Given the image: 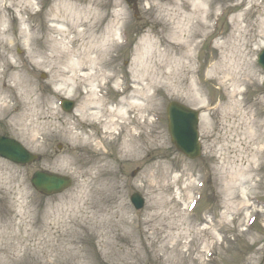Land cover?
Listing matches in <instances>:
<instances>
[{
  "label": "rangeland",
  "instance_id": "374dc122",
  "mask_svg": "<svg viewBox=\"0 0 264 264\" xmlns=\"http://www.w3.org/2000/svg\"><path fill=\"white\" fill-rule=\"evenodd\" d=\"M58 1L32 0L27 5L25 0H0V87L5 83L8 88L3 94L7 98L0 100L4 112L0 133L40 155L26 165L0 158V264H118L114 253L126 247L134 252L129 262L121 264H264V142L252 162V175H235L233 186L227 189L226 170L231 165L224 154L245 168L256 145L241 156H237L238 148H227L248 146L253 143L252 135L242 134L244 124L238 134L232 132L229 118L234 117L224 115L227 105L216 109L228 97L218 88L214 73L216 63H226L229 55L228 45L226 51L221 49L224 37L243 38L238 52H230L232 57L256 48L252 59L257 81L243 82L236 99L249 117L264 118V71L258 62L264 48V0H103L107 3L103 12L108 14L101 26L111 25L116 42L105 75L94 81L95 88L115 107L143 87V103L149 108L139 118L142 126L134 129L135 133L139 128L143 131L138 160L120 158L124 149L121 126L108 135L109 142L104 141L112 170L98 178L113 185L100 195L104 200L90 196L84 186L85 182L94 184L93 163L100 158L95 140L86 143L79 138L101 131L93 118L81 116L89 86L79 88L78 80L68 79L71 73L62 75L64 65L51 60V48H45L40 39L60 37L53 27L64 25L49 21ZM197 7L202 11L199 19L206 16L208 27L196 39L201 42L189 60L193 73L185 75V83L179 85L174 72L175 47L192 28L197 29L198 13H193ZM242 71H248L246 65ZM229 77L224 79L227 83ZM192 81L200 83V93L190 92ZM61 98L76 102L73 112L63 111ZM171 101L201 111L199 158L187 157L172 142L167 115ZM19 115L23 120L18 124ZM37 169L70 176L73 183L60 194L43 196L30 181ZM134 192L145 198L142 209L131 203ZM229 197L238 208L243 200L251 205L242 212H226ZM183 200L190 207L189 215H185ZM120 201L133 225H116L120 214L115 213L114 225L96 229L92 209L101 204L115 211ZM148 218L151 222L147 223ZM203 220L218 222L209 249V242L200 240L204 238L201 229L208 226Z\"/></svg>",
  "mask_w": 264,
  "mask_h": 264
},
{
  "label": "bare ground",
  "instance_id": "6f19581e",
  "mask_svg": "<svg viewBox=\"0 0 264 264\" xmlns=\"http://www.w3.org/2000/svg\"><path fill=\"white\" fill-rule=\"evenodd\" d=\"M25 3L30 5L32 4V0H25ZM260 4H263V1H261ZM105 6H107V3L103 0H59L56 6L50 10L49 21L64 25H61V27H53V30H56L60 37L55 39L53 37H40V39H43L42 43L44 47L51 48V60H53L55 64L64 65L60 73L62 75L71 73V75L68 76V79L78 80L77 83L79 88H82L83 85L89 86V90L86 92V97L83 100L84 103L82 102L81 116L83 118H93L92 123H94L101 131L98 132L96 130L95 132L80 134L79 138L81 137L80 139H83L86 143H90L94 140L96 141L97 154L100 158L95 159L93 163L95 172L92 181H94V184L91 182H85L84 186L87 188V193L90 196L91 194L97 195L99 196V200L103 198L100 195L106 193L113 186L108 179L98 178L102 172H110V170H112L110 160H106L105 158L109 153L106 150L104 141L110 140L108 135L111 136L113 130H116L117 126H121V132L124 135L122 136L121 142L124 149L122 151L123 155L120 158L130 159L132 157L131 159L138 160L140 158L141 135L143 131L140 130L142 128H139L137 129V133H135L134 129L138 126H142V121L139 120V118L144 117V113L149 110L146 104L143 103L145 98L143 87L139 88L132 96L120 99L119 106L115 107H111L105 97L99 95L98 90L95 88L94 81L99 80L100 76L105 75V70L110 64V55L116 42L114 38L116 33L111 28V25L107 28L101 26V22L108 14L107 12H103ZM193 13H198L196 19L197 29L195 30L192 28V31L188 34L185 40L180 38L176 44L174 52L175 62L177 63L174 72L177 76V83L179 85L185 83V75L193 73V65L192 62L190 63L193 57L192 53L197 50L201 42L198 40L196 41V39L201 38L208 27L205 19L206 16L204 17L203 15V17L199 19V16L202 13L201 9L197 7ZM262 24H264V20L262 21ZM261 29L264 32V28L262 27ZM72 33L73 36H70ZM250 36L251 38H254L255 35L252 32ZM224 38V44L221 45V49L226 51L224 50V47L228 45L227 48L230 49L228 52L229 55L226 57V63H216L217 65L214 68V73L217 74L216 79L219 81L220 86L218 88L225 91L228 99L221 100L216 109L219 110L222 105H227L229 109L225 108L226 112L224 115H231V117H234L229 118L232 132L235 131L238 134V128L241 127L243 129L242 124H244L245 129L242 131V134L245 133L246 135H252V138L249 140H252L253 142L248 143V146L246 145L242 149L238 144H234L233 146L230 145L227 148H238L240 153L237 154V156H241L242 152L247 150L249 146L256 145V147L253 148L252 156L249 158L250 163L247 164L245 168H242L241 165H237V159L235 157H231L227 153L224 154L225 159H228V165H231V169L226 170L227 177L229 178L227 189H229L233 186V183L231 182L236 180L235 175L249 173L252 175V172L255 170L252 162L260 152L259 146L264 142V120H261L264 118L249 117V112L245 111L244 106L242 105L243 103L239 99H236L237 95L241 93L239 88L243 82L250 83L251 80L257 81L255 77L254 60L252 59V55H254L256 48H249V51L241 50L238 55H233L232 57L230 52L232 50L238 52V46L242 44L243 38L241 35H232L229 38ZM154 45L156 46L157 44L154 43ZM141 58L142 57L140 56V59ZM186 59L190 61L187 63ZM244 65L248 68V71L246 72L242 71ZM228 76H230V83H227L226 80H224ZM199 85L200 83L192 81L189 86L190 92H192V94L200 93L202 87ZM3 86V89L0 87V100L2 102L7 98L3 95L4 91L8 90L5 83ZM133 98L135 99L132 100ZM231 100H234V103ZM259 102L262 103V101ZM254 103L256 104L257 101ZM1 113L4 114L3 111H0V114ZM131 113H134V116H132ZM20 116L21 115L16 118L18 119V124L22 123L23 120ZM202 118L207 124L206 114H202ZM238 122L239 125L236 126ZM228 132L232 134V132ZM100 134L102 136H100ZM112 140L116 139L114 138ZM233 164H236L237 167H234ZM191 188L189 190H191ZM229 192H231L229 193V195H231L232 191ZM230 198L231 197L227 198L226 212H232L233 209L235 211L238 209V212H242L243 207L248 209L251 205L243 200L242 206L240 205L238 208L232 203V201L230 202ZM185 200L183 201L186 205L187 203ZM153 205L154 202L151 206L153 207ZM189 209L190 207L187 204L184 208L185 215H189ZM127 212L126 205L123 201H120L115 211H107L103 205L99 204L98 207L92 209V215L97 219L95 228L98 230L102 228H110L111 225H114L111 221H113L112 218L115 213L120 214V220L116 221V225H122L121 227L124 228L127 226L126 228H130L133 225V220L127 217ZM223 218H226L225 213ZM146 222H151V220L148 218L146 219ZM203 222H206V220H203ZM217 223L208 221L206 222L208 226L201 229L204 233V238H200V240L203 239L204 241L209 242V244L206 245L207 249H209L214 243V239L212 238H214L213 236L216 231L214 227H216L215 224ZM126 248L127 249L120 253H114L116 263L121 264V262H129L131 260L130 257L134 251L128 247ZM134 255L135 257L137 256L136 252ZM185 259L189 260L190 258L185 257Z\"/></svg>",
  "mask_w": 264,
  "mask_h": 264
},
{
  "label": "water",
  "instance_id": "95a60500",
  "mask_svg": "<svg viewBox=\"0 0 264 264\" xmlns=\"http://www.w3.org/2000/svg\"><path fill=\"white\" fill-rule=\"evenodd\" d=\"M259 61L264 69V49L260 53ZM62 104L67 111L74 107L71 100L64 99ZM168 118L172 140L178 150L188 157H199L201 154L199 112L180 102L172 101L168 105ZM0 156L21 164L38 159V155L31 153L21 142L5 135H0ZM31 181L36 189L45 195L59 193L72 183L68 176L43 170L35 171ZM131 199L137 208L143 206L144 200L140 194H133Z\"/></svg>",
  "mask_w": 264,
  "mask_h": 264
}]
</instances>
